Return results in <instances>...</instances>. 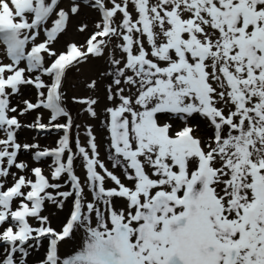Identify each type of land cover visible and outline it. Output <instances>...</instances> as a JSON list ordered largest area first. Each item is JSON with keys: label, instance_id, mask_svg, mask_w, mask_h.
<instances>
[{"label": "bare ground", "instance_id": "6f19581e", "mask_svg": "<svg viewBox=\"0 0 264 264\" xmlns=\"http://www.w3.org/2000/svg\"><path fill=\"white\" fill-rule=\"evenodd\" d=\"M0 2V233L26 231L0 264H264V33L242 45L253 21L245 6L196 0L183 19L199 28L178 47L164 35L176 20L155 14L158 35L144 18L122 17L110 23L114 43L71 55L102 26L88 1ZM14 22L17 49L7 41ZM218 39L232 42L236 74L213 53ZM67 67L63 98L78 110L71 148L55 88L53 106L44 98ZM245 74L259 77L241 85Z\"/></svg>", "mask_w": 264, "mask_h": 264}, {"label": "rangeland", "instance_id": "374dc122", "mask_svg": "<svg viewBox=\"0 0 264 264\" xmlns=\"http://www.w3.org/2000/svg\"><path fill=\"white\" fill-rule=\"evenodd\" d=\"M85 1H88V3L86 5H84V7H88L90 10H89V14L92 13V17L94 19H96V21H94V23H98L96 25H94L95 27H97L98 25L101 26L100 27V31L98 30L96 32V34L92 35L90 37V40L85 42L81 47L79 45V43L73 42V49H70V53L71 55H73L74 53L76 52H79L81 51L82 49H85V47L89 44V45H93V44H96L97 43H100L101 41L103 42V44H108V43H114L115 42V39L113 38L112 36V25L110 23H113L117 24V20H121L122 17L123 19H127V20H130L132 22H134L135 20H137L138 18H144L146 21H149L151 23V26L153 27V32L154 34H158L160 35V31H159V27L157 25V23H152V19L154 18V15L158 13V16L160 18H164L165 16V19L166 18H172L173 20H176V25H174L173 27H169L167 25V28L165 29V33L164 35L166 36L165 37V43H169L171 45L174 44V46H180L183 45V43H188V39H189V30H191V32L195 33V31L199 28V25L197 27L196 23L193 22L194 20L191 18V19H187V18H184V15L183 13L185 11H192L191 10V7L193 5V3L195 5H199V2L197 3L196 0H104L102 2V0H85ZM99 1V2H98ZM179 1L182 3H179ZM188 1V2H187ZM235 3L234 7H236L237 5V8L238 9H241L242 7L244 8V6L246 8L247 11H249L248 14H251L253 15L252 16V19L253 21L250 23V25L246 26L245 28V34L246 36L244 37L245 40L242 41V45H250V43H254V36H256V34H258L259 32L260 33H264V12L262 11L261 8H259L258 6L262 4V0H252L251 3H243L239 0H233ZM80 2H82V0H80ZM104 4L105 8L103 6H101L102 4ZM129 2V3H128ZM143 2V3H142ZM153 2V3H152ZM170 2V3H169ZM253 2V3H252ZM1 3V2H0ZM124 3V4H123ZM148 3V4H147ZM176 3V4H175ZM189 3V4H188ZM133 4V5H132ZM146 4V5H145ZM154 4V5H153ZM185 5H187L189 7V9L185 8ZM237 4V5H236ZM252 4V5H251ZM248 5V6H247ZM110 6V7H109ZM115 6V8H114ZM151 6V7H150ZM191 6V7H190ZM242 6V7H241ZM254 6V7H253ZM99 7V8H98ZM101 7V8H100ZM107 7V8H106ZM174 7V8H173ZM112 8V10H111ZM135 8V10H134ZM177 10H176V9ZM185 8V9H184ZM100 9V11H99ZM105 9V10H104ZM116 9V10H115ZM138 9V10H136ZM147 11H146V10ZM160 9V10H159ZM261 9V10H259ZM13 10V8H10V11ZM108 10V11H107ZM111 10V11H110ZM143 10V11H141ZM149 10V11H148ZM259 10V11H258ZM99 11V12H98ZM180 11V12H179ZM254 11V12H252ZM258 11V12H257ZM39 12V11H38ZM40 12H42V10H40ZM121 12V13H120ZM128 14H127V13ZM208 12V13H207ZM231 12V13H230ZM262 12V13H261ZM149 13V14H148ZM227 13V11H226ZM228 13L230 15V17H233L234 19H237L239 16V18L243 15L242 13L238 12L237 15H233L232 13V10H228ZM257 13V14H256ZM106 14V15H105ZM122 14V15H121ZM139 14V15H138ZM212 14V10L209 9L208 7L205 8L204 10H202L201 12V15H205V16H209ZM236 14V13H235ZM75 15V14H74ZM100 15V16H99ZM102 15V16H101ZM115 15V16H113ZM124 15V16H123ZM149 15V16H148ZM255 15V16H254ZM258 15V16H257ZM263 15V17L261 16ZM138 16V18H137ZM143 16V17H142ZM153 16V17H152ZM243 17V16H242ZM241 17V18H242ZM260 17V18H259ZM150 18V19H149ZM258 20H257V19ZM112 19V20H111ZM149 19V20H148ZM261 19V21H260ZM107 21V22H106ZM100 22V23H99ZM102 23V24H101ZM179 23V24H178ZM257 23V24H256ZM110 24V25H109ZM153 24V25H152ZM10 29L13 31L10 33L9 36H7V41H9V43L11 44V46H9L10 48L12 49H17L19 48V46H21L20 42L18 43V45H12V43L16 40H18V38L20 37L19 36V32H18V29L21 28V26L19 27L20 24H18V22H14V23H10ZM13 25H15L14 27H12ZM18 25V26H17ZM166 25V24H165ZM5 27H7L8 25L5 23L4 24ZM109 26V27H108ZM155 26V27H154ZM178 26V27H177ZM184 26V27H183ZM12 27V28H11ZM17 27V28H16ZM79 27H82V25H79ZM77 27V30L78 31H81L82 28H79ZM192 27V28H191ZM256 27L254 30L253 28ZM261 27V28H260ZM259 28H260V31H259ZM81 29V30H80ZM181 29H184L185 30V35L183 37V30L181 31ZM216 31H218V29H214ZM256 30V31H255ZM48 31V30H47ZM241 29L234 34V37H237L240 33ZM159 32V33H158ZM168 32V33H167ZM175 32V33H174ZM257 32V33H256ZM111 33V34H110ZM180 33H182V35H180ZM248 33V34H247ZM255 34V35H254ZM214 35H215V31H214ZM236 35V36H235ZM247 35L249 37H247ZM251 35V36H250ZM29 35L25 36L26 38L28 37ZM121 37H117L116 38V42L118 41H121L123 42L124 40H126V37L123 36V35H120ZM181 36V38H179ZM11 37L14 38V40L12 39L11 40ZM168 37V38H167ZM120 38V39H119ZM172 38V40H171ZM187 38V39H186ZM101 39V40H100ZM106 39V40H105ZM182 39V40H181ZM220 39H218L219 41ZM172 41V42H171ZM217 41V42H218ZM230 40H220V42L217 44L218 45V50L214 51L213 53H221L224 55V57H228L229 58V64H228V72H226L224 68L220 67V68H216L215 67V72H217V74H223V73H230V74H236L237 72H239V69L241 68L239 62H238V58H236V54H235V51L233 49L234 46H232V42L230 41L229 43L228 42ZM174 42V43H173ZM222 42L224 44H222ZM227 42V43H226ZM248 42V43H247ZM2 43V42H1ZM256 43V42H255ZM177 44V45H176ZM226 44V45H225ZM257 44V43H256ZM260 44V43H258ZM77 46V47H76ZM261 46V45H260ZM16 47V48H15ZM88 47V46H87ZM86 47V48H87ZM199 48V50H206V45L205 44H200L197 49ZM223 48V49H222ZM75 50V51H74ZM52 53V52H51ZM68 54V53H67ZM227 54V55H226ZM231 54V55H230ZM61 54V56L59 55L56 59H63L65 57V55ZM231 58V59H230ZM56 59L54 61H52L51 63V66L49 67V69L52 67H54V65H56L57 61ZM232 60V61H231ZM235 60V61H234ZM236 64H234V63ZM233 63V64H232ZM232 68H231V67ZM239 66V67H238ZM235 69H238V70H235ZM222 68V69H221ZM67 69L68 67L66 68V70L62 71L60 76H59V83L55 86H52L51 88L48 89V91L46 92L45 94V100L47 102V104H50L51 106H53L52 104V93L54 92V88H55V94H54V100L55 102L59 105V110H60V113L61 115H64V118L66 120L61 122L63 125H64V128H65V136H64V139L66 140V143L68 144L69 148H71V145L75 144V140L76 139V134L78 133V127L76 126L74 129H72V121L75 117H77V112L78 110L75 108V107H72V103H69V102H65V99L63 98L64 94H62V87L63 85L66 83V81L70 78H72L70 72H67ZM235 72V73H234ZM246 75V74H245ZM253 78H258L259 76L257 75H252ZM252 76H244V78L242 77L240 79V82H241V85H245V83L248 82V78L249 77H252ZM210 78V76L208 77ZM213 81V80H212ZM247 81V82H246ZM66 103L68 104L66 106ZM159 106V105H158ZM157 106V107H158ZM154 107L150 106L148 110H153ZM59 113V114H60ZM55 114H58L57 112H55ZM108 109L106 107H102V116H108ZM161 123V122H160ZM192 125V124H191ZM190 125V126H191ZM163 127H167L166 125V122H162V125ZM155 129L156 131H158V127L156 128H153ZM37 131L39 133H48V128L45 127V126H42L41 128L37 129ZM187 131L186 128L182 129L181 131L178 132L177 134V137L176 139L179 140V139H182L181 138V135L183 134V139H184V136H185V132ZM194 138H191L189 141H191L192 143H195L196 142V139L197 137L196 136H193ZM63 138V136H62ZM55 148V147H54ZM65 149L67 150L68 147H65ZM59 151L62 152V149L59 148ZM73 166L71 165V170H70V173L71 175L74 177L73 175ZM75 178V177H74ZM81 184V183H80ZM30 194V193H29ZM28 206V205H26ZM29 207V206H28ZM12 212V213H11ZM10 212V218L11 219H20L21 217V212L20 211H17V210H13ZM18 221V220H17ZM41 227L42 230H45L46 228L43 227L42 225H39ZM25 231V229L22 228L21 230V233L22 235L18 234V233H13L12 231H5V232H1L0 233V251L1 249H3L5 247V245L9 244L10 241H12L13 239H20L23 237V235L25 236V234H23ZM19 236V237H18ZM49 237V238H48ZM47 240L46 242L48 243H54L55 242V239H56V236L50 233L47 234L46 236Z\"/></svg>", "mask_w": 264, "mask_h": 264}]
</instances>
